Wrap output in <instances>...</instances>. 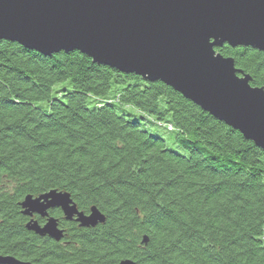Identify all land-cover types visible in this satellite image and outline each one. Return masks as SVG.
I'll return each instance as SVG.
<instances>
[{
    "label": "trees",
    "instance_id": "16d2710c",
    "mask_svg": "<svg viewBox=\"0 0 264 264\" xmlns=\"http://www.w3.org/2000/svg\"><path fill=\"white\" fill-rule=\"evenodd\" d=\"M216 50L264 87V52ZM154 124L169 137L152 133ZM51 189L85 213L97 206L106 221L81 227L54 209L61 241L28 230L21 202ZM0 255L33 264H264V149L161 81L77 50L45 55L3 40Z\"/></svg>",
    "mask_w": 264,
    "mask_h": 264
},
{
    "label": "water",
    "instance_id": "95a60500",
    "mask_svg": "<svg viewBox=\"0 0 264 264\" xmlns=\"http://www.w3.org/2000/svg\"><path fill=\"white\" fill-rule=\"evenodd\" d=\"M3 40L45 55L77 50L93 62L161 81L264 149V87L251 85L234 58L216 50L228 44L264 52V0H0ZM21 207L26 228L55 241L64 229L50 210L60 209L81 227L106 221L97 206L80 211L70 193L57 189L28 194ZM0 264L33 263L0 255Z\"/></svg>",
    "mask_w": 264,
    "mask_h": 264
},
{
    "label": "rangeland",
    "instance_id": "374dc122",
    "mask_svg": "<svg viewBox=\"0 0 264 264\" xmlns=\"http://www.w3.org/2000/svg\"><path fill=\"white\" fill-rule=\"evenodd\" d=\"M128 111L131 112V113H133V114H135L138 117L143 116V117H145L148 120L150 119L146 114L141 113L139 111H136V110H134V108L128 107ZM149 127H150V130H151L152 133H156L158 135H162L165 138L169 137V135H170L165 129H163L161 127H158L156 124L150 125ZM170 146L171 147H174V145H172L171 143H170Z\"/></svg>",
    "mask_w": 264,
    "mask_h": 264
},
{
    "label": "flooded vegetation",
    "instance_id": "af4514ba",
    "mask_svg": "<svg viewBox=\"0 0 264 264\" xmlns=\"http://www.w3.org/2000/svg\"><path fill=\"white\" fill-rule=\"evenodd\" d=\"M61 212H62V211H61ZM49 213H50V211H49ZM50 215H51V214H50ZM62 215H63V212H62ZM36 216H37V215H35L34 217L36 218ZM63 217H64V215H63ZM56 218H57V217H56ZM43 219H44V218H43ZM58 219H59V218H58ZM45 220H46V219H44V222H45ZM59 221H60V220H59ZM44 222H43V223H44ZM43 223H41V224H43ZM59 223H60V226H61V222H59Z\"/></svg>",
    "mask_w": 264,
    "mask_h": 264
}]
</instances>
